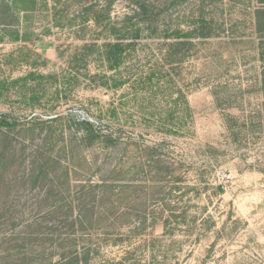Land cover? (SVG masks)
Masks as SVG:
<instances>
[{
	"label": "rangeland",
	"instance_id": "obj_1",
	"mask_svg": "<svg viewBox=\"0 0 264 264\" xmlns=\"http://www.w3.org/2000/svg\"><path fill=\"white\" fill-rule=\"evenodd\" d=\"M132 1L0 0V115L13 123L0 130V264H58L68 233L67 171L75 188L101 177L93 163L104 161L117 195L92 238L103 247L92 264H264V24L255 16L261 5L148 0L165 12L167 26L181 29L204 8L219 36L171 66L162 41H143L115 74L126 81L122 88L92 79L105 71L96 58L71 78L75 48L104 41L96 12L120 22ZM32 72L65 79L59 91L48 81L12 85ZM85 118L121 127L124 142L85 148L78 125ZM159 144L162 156L151 158L147 148ZM185 213L186 225L172 218ZM169 218L172 225L164 226Z\"/></svg>",
	"mask_w": 264,
	"mask_h": 264
},
{
	"label": "trees",
	"instance_id": "obj_2",
	"mask_svg": "<svg viewBox=\"0 0 264 264\" xmlns=\"http://www.w3.org/2000/svg\"><path fill=\"white\" fill-rule=\"evenodd\" d=\"M257 3L262 8L264 7V0H257ZM262 8H258L255 11L256 21L259 27H262V24H264L260 20V15L264 11ZM204 11V8H201L189 27L181 29L179 28L180 26H167L165 12L148 0H133L130 4V11L125 14L120 22H113L111 19L106 22V18L103 15L104 11L99 10L93 18V24L96 28L101 29L100 36L104 41L103 43H85L77 46L69 57L68 71H74L69 72V76L71 78L75 77L79 72L80 65H83V68L87 69L90 60L96 58L103 64L105 71L101 74L91 76L92 79L95 82L98 80L101 86L107 89L122 88L125 86L126 81L122 79L123 77L117 79L115 74L125 67L133 55L137 53L138 46L146 40L148 42L149 40L163 42L160 45V52L163 60L168 65L171 66L176 63H181L194 53L197 49L198 42L219 36L215 19L213 17H207ZM64 79L60 80L57 75L45 76L32 72L25 78L13 82L12 85L27 88L30 81H33L40 87L44 81H48L50 84H53L56 91H59ZM32 95L33 99H35L39 93L33 91ZM177 114L173 112L167 121L175 118ZM108 116L110 119H115L116 112H109ZM57 118L54 119L56 120ZM100 118H103V116H100ZM180 119V117L176 119L179 122L176 124H180ZM12 125L13 123H10L8 116L0 115V130L3 127H12ZM78 125L81 129L82 145L87 149L98 146L100 149L110 150L124 142L123 129L121 127L113 128L111 124L87 118L79 121ZM171 126L173 128L172 130L167 129V125L162 130L168 134H174L176 127ZM179 128L181 126L177 127V129ZM230 128L233 130L231 126ZM162 148L163 145L161 144L158 146L155 145V147H148L147 153L151 158H160L163 152ZM84 162L87 167L92 168L87 158L84 159ZM104 162L100 164L93 163L95 166H98L97 168L99 169L101 177L96 181L93 179L83 180L75 188L69 180L70 170L67 171V204L64 208L68 211V233L66 234L67 239L59 245L62 253L60 254V262L58 264H92L103 250V247L101 245L99 246V243L93 245L91 241L95 237V230L103 228L102 219L113 214L112 208L114 205L111 202H114V198L117 195V192L112 188L113 181L105 175L107 173L106 168L108 163ZM114 170L115 166L113 167ZM122 194L123 192L119 195ZM75 209L77 210V216L73 218L71 215H73ZM93 210H95L93 214L94 218L92 217L88 223V214ZM170 210L172 213L175 211V209ZM172 218L178 225L179 223L185 225L188 223L186 213L175 214ZM171 219L169 218L164 226L172 225ZM82 230L88 232L86 235H82V239L79 237L76 238V235H73ZM97 241L100 242L101 240L97 239ZM117 241L123 242V235H119Z\"/></svg>",
	"mask_w": 264,
	"mask_h": 264
}]
</instances>
